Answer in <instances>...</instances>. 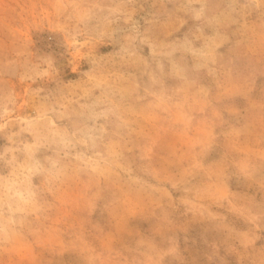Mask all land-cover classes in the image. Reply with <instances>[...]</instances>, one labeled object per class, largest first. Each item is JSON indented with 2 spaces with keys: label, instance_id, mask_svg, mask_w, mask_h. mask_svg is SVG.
Masks as SVG:
<instances>
[{
  "label": "rangeland",
  "instance_id": "rangeland-1",
  "mask_svg": "<svg viewBox=\"0 0 264 264\" xmlns=\"http://www.w3.org/2000/svg\"><path fill=\"white\" fill-rule=\"evenodd\" d=\"M0 264H264V0H0Z\"/></svg>",
  "mask_w": 264,
  "mask_h": 264
}]
</instances>
